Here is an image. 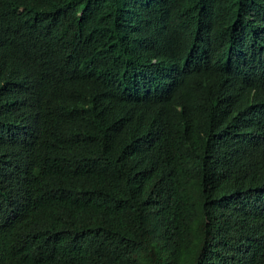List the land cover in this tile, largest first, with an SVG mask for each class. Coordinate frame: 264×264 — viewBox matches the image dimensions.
Masks as SVG:
<instances>
[{
    "label": "trees",
    "instance_id": "1",
    "mask_svg": "<svg viewBox=\"0 0 264 264\" xmlns=\"http://www.w3.org/2000/svg\"><path fill=\"white\" fill-rule=\"evenodd\" d=\"M0 264H264V0H0Z\"/></svg>",
    "mask_w": 264,
    "mask_h": 264
}]
</instances>
